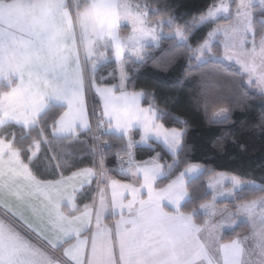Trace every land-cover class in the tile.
Instances as JSON below:
<instances>
[{"label":"trees","instance_id":"obj_1","mask_svg":"<svg viewBox=\"0 0 264 264\" xmlns=\"http://www.w3.org/2000/svg\"><path fill=\"white\" fill-rule=\"evenodd\" d=\"M141 1L149 8V26L165 22L162 25L165 36L157 44L146 46L141 60L125 58L126 89L142 92L143 105H152L157 110L161 125L179 130L183 135L176 156L171 155L163 144L150 141V146L134 149V159L144 161L159 155L164 165L175 163L157 181V188L168 185L191 164L203 167L200 175L187 182L189 197L179 209L201 223L198 209L213 199L208 187L213 175L237 176L243 182L264 181V95L247 82V77L237 67L218 60L197 63L192 56L217 23H224V19H220L200 26L192 24L219 0H131L134 4ZM80 3L86 6L89 0H80ZM255 9L253 18L259 38L264 33L261 32L264 9ZM175 29L184 31L185 43L173 36ZM127 31L128 26L123 25L121 34L125 35ZM107 57V61L97 67L94 82L98 86L117 87L118 65L111 50ZM3 91L6 87L0 86V95ZM92 102L98 114V102L93 96ZM63 109L51 106L37 125L28 130L13 123L0 127V138L11 143L22 161L41 180L57 178L54 157L68 161L63 169L65 175L96 163L89 130L80 133L75 140L53 135L52 121ZM218 109L226 111L227 117L217 118ZM134 138H139L138 131L134 132ZM36 141H40L41 150L32 160L29 153ZM125 148L124 137L102 135L100 153L105 155L104 167L112 178L121 182L129 181L116 166L117 157L127 154ZM96 180L80 191L76 202L81 207L93 201ZM237 232H232L225 240L236 237Z\"/></svg>","mask_w":264,"mask_h":264},{"label":"crops","instance_id":"obj_2","mask_svg":"<svg viewBox=\"0 0 264 264\" xmlns=\"http://www.w3.org/2000/svg\"><path fill=\"white\" fill-rule=\"evenodd\" d=\"M48 3H51V0H48ZM118 5L119 2H116L112 7L98 13L102 19L115 20L114 38H92L86 41L81 34L79 18L75 17V32L78 26L79 36L75 37L67 63V68L70 71L75 70L82 83V92L78 99L81 109L86 106L88 120L87 99L90 94L91 99L93 96L98 102V114L95 113V115L98 121L105 124L106 134L124 137L126 147L130 148L129 150L125 148L126 156H129L130 160L120 170L129 177V181H118L107 173V177L115 181V184L106 189L104 211L107 215L101 216L104 227L97 241L96 250L97 252L104 251L110 256L115 247L123 264H185L189 261L187 250L190 245L195 253V236L194 231L188 232V219L191 215L183 214L179 212V209L189 197L186 189L188 177L184 175L191 165L196 164L189 165L183 173L165 187L157 188V181L170 170L172 164L161 163L159 155H154L144 161L134 159V149L150 146V141L163 144L171 155L176 156L181 148L183 133L176 129L163 127L158 120L157 110L152 105H143L144 94L126 89V74L125 70L123 72L120 69L119 61L124 63L123 60L133 50L130 46L134 43L131 39L134 37L131 22L136 14L129 7L126 16L120 12ZM130 5L133 6V4ZM48 10L42 5L41 0H0V86L6 87V91L0 95V109H2L0 110V127L13 123L28 130L37 125L39 118L51 106L66 107L65 101L49 97L48 107L39 113L38 118L31 123L25 121L31 101L40 86L46 82H52L51 77L44 75L43 65L47 63L48 54L44 53L42 59L37 50L32 47L30 36L33 26ZM126 23L131 29L125 35L120 36L119 28L127 25ZM146 42L142 45L143 47L141 46L142 52L138 60L142 59L144 48L148 46ZM157 43L153 42L151 45ZM108 50L112 51L118 65L119 84L117 87L98 86L94 82L95 71L100 64L107 61ZM99 89L103 91L100 92ZM10 105L14 106V111L9 108ZM89 126L83 129L77 125L78 135L87 132ZM156 128L161 130L156 131ZM135 131L139 133L138 139L134 138ZM71 135L68 133L64 136H54L70 138ZM13 154L20 159L23 165H26L19 152L12 147L10 142L4 140V143H0V167ZM101 171L98 166L97 172ZM197 171L201 170L197 168ZM199 172L196 176L200 175ZM8 175L12 179L7 189H0V204L7 203L10 207L23 211L28 223L42 229L46 228L48 218L34 215L26 203L27 201L38 205L39 201L24 195V191L29 190L27 187L23 191L19 187V185L26 184L22 178L23 169L17 166L16 172ZM183 176L185 179L180 182ZM96 179L101 184L105 183V178L100 175ZM14 192L20 195L17 196L13 194ZM156 195H159L158 203H153ZM86 205L89 206V219L94 220V211H100L99 202L97 201L95 209L92 203ZM72 212L73 208L70 204L63 206V214L71 215ZM6 222H11L22 235L30 237L34 243L47 247L19 220L6 212L4 207H0V224L7 226ZM190 235L192 237H189ZM190 238H192V243L189 242ZM203 256L205 257L204 254Z\"/></svg>","mask_w":264,"mask_h":264},{"label":"snow or ice","instance_id":"obj_3","mask_svg":"<svg viewBox=\"0 0 264 264\" xmlns=\"http://www.w3.org/2000/svg\"><path fill=\"white\" fill-rule=\"evenodd\" d=\"M118 0H91V3L82 6L80 0H41L43 6L49 10L33 26L30 36L32 47L41 55L47 53V63L43 65L44 75L51 77V83H44L40 86L36 96L32 99L30 109L26 113L25 121L34 122L39 113L49 105V97L58 101H65L66 107L61 114L52 121L54 135L64 136L71 133L70 139L75 140L78 135L77 125L87 129L89 120L86 115V106L80 108L79 96L82 92V83L78 79L75 70L67 68L68 57L76 37L75 17L79 18L82 37L86 41L92 38L105 39L114 38L115 20H105L99 16V11L108 9ZM258 3L264 8V0H240V3L233 6L231 0H219L207 12L208 17L223 16L224 23H217V27L210 32L207 38L200 45L198 51L206 48L211 52L210 45L219 41L223 46V55L229 59H236L250 72H255L257 65H264V40L257 42V30L254 23V4ZM125 11L129 6L120 4ZM250 17L252 20H250ZM205 17L201 16L200 20ZM264 20V16H261ZM264 32V29H261ZM251 45V47H249ZM117 54H119L117 52ZM31 84V82H29ZM98 91L102 92V89ZM15 110L14 106H9ZM2 110V109H0ZM218 109L217 112H222ZM20 122V121H18ZM156 131L161 129L156 128ZM179 135V133H177ZM4 143V139H0ZM41 150L40 141H36L29 155L32 160L36 159ZM96 163L91 167H81L65 175L63 169L68 161L57 159L54 161L57 168V178L41 180L31 172L27 165H23L14 154L0 167V189H7L12 177L9 173H15L17 166L23 169V180L26 184L19 185L24 195L39 201L38 205L27 203L28 209L36 216L48 218L46 228L42 229L28 223L21 210L10 207L7 203L0 204L12 217L19 220L34 236L42 241L47 247L25 235H22L11 222L0 224V264H123V261L113 247L110 256L106 252H97L96 244L104 227L101 216H106L104 211L106 189L115 184V181L107 177V169L104 167L105 155L97 154L96 146H93ZM97 166L102 170L97 172ZM100 175L105 178L101 184L96 180ZM96 180L97 191L93 197L92 207L95 209L97 201L100 211H94V220L88 216V205L81 207L76 201L80 191L91 186ZM235 185L239 186L241 180L234 178ZM264 188V185H258ZM231 192L232 189H229ZM13 194L19 196L18 192ZM159 195L154 197L153 203H158ZM65 204L73 208L71 215L62 213ZM257 207L264 208V194L254 199L238 204L234 216L238 220L240 215H253ZM118 211V210H114ZM233 229L236 227L232 225ZM254 246L260 248L262 257L260 264H264V234L253 232L250 237ZM235 254L229 256L227 253L220 258L209 252L206 264H250L246 260L247 252L243 241L237 236L232 242Z\"/></svg>","mask_w":264,"mask_h":264},{"label":"rangeland","instance_id":"obj_4","mask_svg":"<svg viewBox=\"0 0 264 264\" xmlns=\"http://www.w3.org/2000/svg\"><path fill=\"white\" fill-rule=\"evenodd\" d=\"M118 2V7L122 14H126L127 16L128 12H125L120 7V4L128 5L131 8V11L136 14L132 17L131 22L132 29L134 30V37H132L131 39L132 41H134V43H131L130 46H132L133 50L132 52H130L128 57L134 60H138L140 57V53L142 52V45H144V42L147 41L146 44L151 45V43H157L162 36H165V33L162 29V25L165 22L159 21L156 24L149 26L147 20L149 8L143 1L136 4L132 3L131 0H118ZM231 2L233 6H235L240 3V0H231ZM130 4H133V6ZM254 7L260 6L258 3H255ZM207 12L208 10L203 15L205 17L203 20H200L199 17L198 19L193 21L192 24L195 26H200L209 21H218L220 19H224L223 16L208 17ZM250 20H252L251 17ZM262 22L264 24V20ZM126 24L128 25V28L130 30V25L128 23ZM76 28V35L79 36L78 26H76ZM215 28L211 32H213ZM120 30L121 28H119V32ZM119 34L120 36H122L121 32ZM173 36L180 43H185L187 40L184 31L180 29H175L173 32ZM259 39L260 37L257 38V42H259ZM199 47L196 48L192 54L197 63H204L208 60H218L227 65H233L247 77V82L250 85H252L260 94L264 95V65L258 64L256 71L254 73L250 72L236 59H229L225 57L223 55V46L220 45L218 40L210 45L211 52H209L207 48L202 52L198 51ZM249 47H251V45H249ZM119 67L124 72V63H122V61H119ZM226 113V111L217 113V118H226ZM126 148L128 149V146ZM174 164L175 163H172L171 168ZM197 168H199V170L201 171L196 172ZM203 170V167L198 164L191 165L189 171L184 175L188 177L187 182L190 179L197 177L196 175L198 174V172L201 174ZM183 171H185V169ZM184 176L181 177L180 182L184 181ZM234 178L238 177L226 175L224 173L213 175L210 178L208 187L211 190L213 199L211 202L201 205L198 209V213L202 216V222L198 223L197 221H195L193 215H191V218L188 219V232L192 233V231H194L195 253H193V248L190 245L187 250L189 261L185 262V264H206V262L208 261L209 252H211L217 258L222 257L224 253H227L229 256L234 255L235 248L232 242L237 236L241 241L244 242L247 249L244 258L246 260H250V264H260V261L262 259L260 255V248L254 246L253 239L246 238L250 237L253 232L264 234V208L257 207L253 215H240L238 220L234 216V212L237 209L239 203L250 201L257 196L264 194V188L258 187V185H264V181L248 180L246 182H243L241 180V184L237 186L234 183ZM229 189H232V191L230 192ZM233 224L236 225L234 229L232 227ZM236 230L239 231L237 232L238 235L236 237H230L228 240H225L226 236H229ZM189 237H192V235H190ZM189 242L192 243V238H190ZM203 254L205 255V257L203 256Z\"/></svg>","mask_w":264,"mask_h":264},{"label":"built area","instance_id":"obj_5","mask_svg":"<svg viewBox=\"0 0 264 264\" xmlns=\"http://www.w3.org/2000/svg\"><path fill=\"white\" fill-rule=\"evenodd\" d=\"M87 106L89 110L90 126L89 131L91 132L93 145L97 148V154H100L101 138L106 133V126L102 122L96 119V115L92 106L90 94L87 99ZM130 158L128 156H118L116 159V166L119 170H122Z\"/></svg>","mask_w":264,"mask_h":264},{"label":"clouds","instance_id":"obj_6","mask_svg":"<svg viewBox=\"0 0 264 264\" xmlns=\"http://www.w3.org/2000/svg\"><path fill=\"white\" fill-rule=\"evenodd\" d=\"M260 38H261L262 40H264V34H262Z\"/></svg>","mask_w":264,"mask_h":264}]
</instances>
